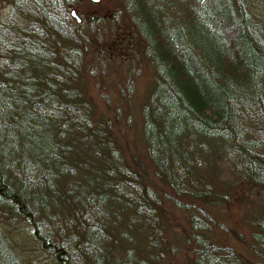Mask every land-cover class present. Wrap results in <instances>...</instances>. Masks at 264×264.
Here are the masks:
<instances>
[{
    "label": "trees",
    "instance_id": "obj_1",
    "mask_svg": "<svg viewBox=\"0 0 264 264\" xmlns=\"http://www.w3.org/2000/svg\"><path fill=\"white\" fill-rule=\"evenodd\" d=\"M4 1L0 214L31 229L41 258L161 263L173 208L178 264H264V23L250 0H87L78 22L80 0ZM238 197L248 256L220 240L242 239L224 221Z\"/></svg>",
    "mask_w": 264,
    "mask_h": 264
},
{
    "label": "rangeland",
    "instance_id": "obj_2",
    "mask_svg": "<svg viewBox=\"0 0 264 264\" xmlns=\"http://www.w3.org/2000/svg\"><path fill=\"white\" fill-rule=\"evenodd\" d=\"M109 1L99 0L98 4L105 8ZM248 9L252 15L255 16L260 22L264 23V0H250L248 1ZM75 11L78 13L81 20H84L85 13L93 8V5L88 4L87 0H80L74 6ZM8 4L4 0H0V19L5 17L8 11ZM149 80L148 68L143 67L140 74L135 79V98L141 96L145 83ZM91 87V86H90ZM85 95L92 97L93 100H98L91 88L86 90ZM99 109L100 106L98 105ZM133 113L135 114L134 110ZM17 155H20L16 153ZM213 181L217 184H225L228 182L230 174L225 170H218L216 173H210ZM237 193L236 188H233V193ZM244 201L239 198L237 200H229L225 205L224 221L231 228L238 233H241L238 240L235 235L230 231L222 234L220 240H226L228 243L234 245L243 255H247L246 245L243 240L248 238L247 225L242 216L244 212ZM12 217L0 214V264H51L48 257L40 256L38 244L34 239L31 229L18 219H11ZM163 229L162 243L160 252H162L161 263L158 264H178L181 260L183 247L180 245L182 227H185V216L182 212L170 208L162 215ZM214 235L220 237L219 232L216 230ZM132 244L138 254L142 256L145 252L146 238L137 237L130 233ZM127 243V242H126ZM121 253L122 250H119Z\"/></svg>",
    "mask_w": 264,
    "mask_h": 264
},
{
    "label": "water",
    "instance_id": "obj_3",
    "mask_svg": "<svg viewBox=\"0 0 264 264\" xmlns=\"http://www.w3.org/2000/svg\"><path fill=\"white\" fill-rule=\"evenodd\" d=\"M92 1H96V0H92ZM69 14L74 18L76 22L80 21V17L73 7L69 8Z\"/></svg>",
    "mask_w": 264,
    "mask_h": 264
}]
</instances>
